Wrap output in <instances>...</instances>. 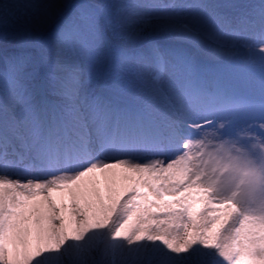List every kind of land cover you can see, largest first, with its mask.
Wrapping results in <instances>:
<instances>
[{"label":"snow or ice","instance_id":"obj_1","mask_svg":"<svg viewBox=\"0 0 264 264\" xmlns=\"http://www.w3.org/2000/svg\"><path fill=\"white\" fill-rule=\"evenodd\" d=\"M0 264H264V0H0Z\"/></svg>","mask_w":264,"mask_h":264},{"label":"bare ground","instance_id":"obj_2","mask_svg":"<svg viewBox=\"0 0 264 264\" xmlns=\"http://www.w3.org/2000/svg\"><path fill=\"white\" fill-rule=\"evenodd\" d=\"M54 195H56V194L54 193Z\"/></svg>","mask_w":264,"mask_h":264}]
</instances>
